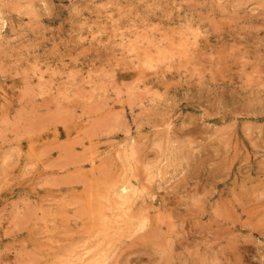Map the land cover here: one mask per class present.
Segmentation results:
<instances>
[{"label": "rangeland", "instance_id": "374dc122", "mask_svg": "<svg viewBox=\"0 0 264 264\" xmlns=\"http://www.w3.org/2000/svg\"><path fill=\"white\" fill-rule=\"evenodd\" d=\"M0 74V264H264V0H0Z\"/></svg>", "mask_w": 264, "mask_h": 264}, {"label": "bare ground", "instance_id": "6f19581e", "mask_svg": "<svg viewBox=\"0 0 264 264\" xmlns=\"http://www.w3.org/2000/svg\"><path fill=\"white\" fill-rule=\"evenodd\" d=\"M149 67V66H148ZM1 75V74H0ZM102 99V98H101ZM32 121V120H31ZM49 122H51V121H49ZM38 123H36L35 124V126L37 125ZM40 128V127H39ZM31 129V128H30ZM100 129V128H99ZM98 130V129H97ZM27 131V130H26ZM25 131V132H26ZM34 131V130H33ZM90 131H91V129H90ZM35 133V132H34ZM97 134V133H96ZM26 135V134H25ZM27 139V138H26ZM34 139V138H33ZM30 140V139H29ZM33 143V142H32ZM75 144V143H74ZM70 148V147H69ZM67 153V152H66ZM69 153V152H68ZM4 161V160H3ZM72 161H73V159H72ZM65 162V161H64ZM71 163V162H70ZM177 163V162H176ZM136 164V163H135ZM63 166H64V164H63ZM82 172V171H81ZM128 187H130V186H128ZM135 189V188H134ZM126 190V189H125ZM141 190V189H140ZM143 190V189H142ZM142 194V193H141ZM129 195V194H128ZM123 197V196H122ZM130 199H131V197H130ZM133 199V198H132ZM127 200V199H126ZM123 201V200H122ZM228 204V203H227ZM124 206V205H123ZM117 208V207H116ZM193 208V207H192ZM219 208V207H218ZM120 210V209H119ZM151 210V209H150ZM139 211V210H138ZM133 212V211H132ZM219 212V211H218ZM229 213V212H228ZM123 214V213H122ZM216 215V214H215ZM136 216V215H135ZM136 217H138V216H136ZM141 217H143V215L141 216ZM146 218H148V217H146ZM250 218H251V216H250ZM114 220V219H113ZM141 220H144V217L141 219ZM126 221V220H125ZM133 221H135V220H133ZM138 222V221H137ZM157 222V221H156ZM125 224V223H124ZM144 225H145V220H144V223H143ZM112 225V224H111ZM138 225V224H137ZM148 225V224H147ZM139 226V225H138ZM127 227V226H126ZM138 227H136V231L138 232V230L139 229H144L143 227H141V228H139L138 230ZM255 229H257V228H255ZM145 230V229H144ZM143 230V231H144ZM182 230V229H181ZM264 230V229H263ZM113 231V230H112ZM129 231V230H128ZM160 231V230H159ZM258 231V230H257ZM204 232V231H203ZM195 233V232H194ZM197 233V232H196ZM140 234V233H139ZM159 236V235H158ZM117 237V236H116ZM129 237V236H128ZM135 237V236H134ZM133 238V237H132ZM136 239V238H135ZM153 239V238H152ZM127 240V239H126ZM247 240V239H246ZM244 241V240H243ZM186 242V241H185ZM169 243V242H168ZM233 243V242H232ZM236 243V242H235ZM243 243V242H242ZM149 244V243H148ZM239 244V243H238ZM249 244V243H248ZM163 246V245H162ZM172 246V245H171ZM212 246V245H211ZM244 246V245H243ZM156 247V246H155ZM232 247V246H231ZM158 248H160V247H158ZM165 249H166V247H165ZM124 250V249H123ZM187 250V249H186ZM236 250V249H235ZM237 251V250H236ZM235 251V252H236ZM169 252V251H168ZM166 254V253H165ZM169 254V253H168ZM100 255V254H99ZM171 255V254H170ZM105 257V256H104ZM113 257V256H112ZM162 257H164V256H161V259H162ZM167 257H168V255H167ZM165 259H166V257H165ZM93 260H94V258H93ZM95 260H96V258H95ZM100 261V260H99ZM104 261V260H103ZM72 262V261H71ZM111 262V261H110ZM86 263V262H85ZM88 263V262H87ZM118 263V262H117ZM165 263V262H164ZM91 264V263H90ZM162 264H163V262H162ZM195 264V263H194Z\"/></svg>", "mask_w": 264, "mask_h": 264}]
</instances>
